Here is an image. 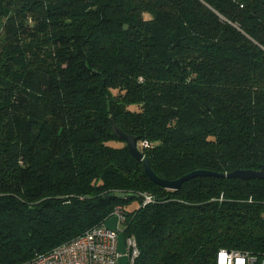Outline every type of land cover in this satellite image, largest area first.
<instances>
[{"label": "trees", "instance_id": "obj_1", "mask_svg": "<svg viewBox=\"0 0 264 264\" xmlns=\"http://www.w3.org/2000/svg\"><path fill=\"white\" fill-rule=\"evenodd\" d=\"M112 119L160 177L259 169L264 0H0V264L49 254L117 206L134 264L264 256V180L160 187Z\"/></svg>", "mask_w": 264, "mask_h": 264}, {"label": "built area", "instance_id": "obj_2", "mask_svg": "<svg viewBox=\"0 0 264 264\" xmlns=\"http://www.w3.org/2000/svg\"><path fill=\"white\" fill-rule=\"evenodd\" d=\"M148 143H144L147 146ZM147 200L151 198L146 196ZM117 217V229L96 226L83 235L57 247L51 253L38 256L22 264H115L122 256L119 251V232L123 229L125 216L121 206L113 212ZM129 264H134L139 255L134 238L127 239ZM216 264H264V256H255L249 252L220 249Z\"/></svg>", "mask_w": 264, "mask_h": 264}, {"label": "water", "instance_id": "obj_3", "mask_svg": "<svg viewBox=\"0 0 264 264\" xmlns=\"http://www.w3.org/2000/svg\"><path fill=\"white\" fill-rule=\"evenodd\" d=\"M112 127L115 135L120 140L126 142L129 152L131 153L133 158L138 162H142L144 172L149 177V179L153 183L165 189L179 190L185 182L198 176H214V177L238 179V180H251V179L264 180V164L260 165L259 169H236L230 173H219L209 170H196L174 180L160 177L153 170L149 158L146 157L145 154L140 150L138 144L139 141L138 137L122 130L114 121V119H112ZM117 196L120 198L134 197V195H127L126 193H122V192L117 193ZM139 198L143 199L144 197L139 196Z\"/></svg>", "mask_w": 264, "mask_h": 264}, {"label": "rangeland", "instance_id": "obj_4", "mask_svg": "<svg viewBox=\"0 0 264 264\" xmlns=\"http://www.w3.org/2000/svg\"><path fill=\"white\" fill-rule=\"evenodd\" d=\"M117 222H118L117 217L112 216L106 221L105 227L111 229H117ZM128 238H132V237H126L124 230L121 229L119 232V251L123 255L117 260L115 264H129V253H128V245H127Z\"/></svg>", "mask_w": 264, "mask_h": 264}, {"label": "crops", "instance_id": "obj_5", "mask_svg": "<svg viewBox=\"0 0 264 264\" xmlns=\"http://www.w3.org/2000/svg\"><path fill=\"white\" fill-rule=\"evenodd\" d=\"M123 255V254H122Z\"/></svg>", "mask_w": 264, "mask_h": 264}]
</instances>
